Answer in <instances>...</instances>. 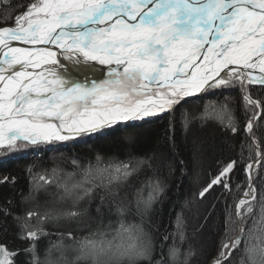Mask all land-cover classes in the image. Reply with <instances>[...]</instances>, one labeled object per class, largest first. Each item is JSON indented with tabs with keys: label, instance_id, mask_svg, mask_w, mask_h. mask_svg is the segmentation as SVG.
<instances>
[{
	"label": "snow or ice",
	"instance_id": "obj_1",
	"mask_svg": "<svg viewBox=\"0 0 264 264\" xmlns=\"http://www.w3.org/2000/svg\"><path fill=\"white\" fill-rule=\"evenodd\" d=\"M2 23L0 151L67 142L119 124L136 126L209 92L225 102L185 112L184 126L216 121L235 134L227 99L238 88L252 110L244 128L251 138L247 186L227 212L225 238L210 264H264V193L253 182L264 162L253 136L264 101L248 91L264 88V0H31ZM154 160L97 153L87 163L73 159L72 171L53 167L33 174L30 168L22 200L32 206L19 214L3 210L13 217L22 245L0 244V264H16L21 253L27 264H190L194 252L184 250L180 214L174 229L158 238L144 227L163 191ZM236 165L224 164L200 198L217 185L231 191ZM52 185L70 206L41 205L40 194ZM82 201L95 202V226L86 234L61 230V221L84 215Z\"/></svg>",
	"mask_w": 264,
	"mask_h": 264
},
{
	"label": "trees",
	"instance_id": "obj_2",
	"mask_svg": "<svg viewBox=\"0 0 264 264\" xmlns=\"http://www.w3.org/2000/svg\"><path fill=\"white\" fill-rule=\"evenodd\" d=\"M30 2L31 0H10L7 5L0 3V25H3L4 17L14 15ZM21 4L23 6H19ZM248 91L253 98L264 101V88L250 86ZM229 92L227 103L239 129L235 134L216 121L195 120L187 127L184 126L182 117L185 112L196 114L203 110L204 105L225 102L223 96L209 92L177 107L172 114L166 113L157 122L141 127L123 128L118 125L84 140L55 143L59 146L58 149L52 144L22 147L10 152L0 151V244L7 245L9 249L22 245L17 237L13 217L4 215L3 210L9 209L13 214H19L24 208L32 206L33 202L25 204L22 200L29 190L30 168L33 174L50 171L53 167L72 171L73 159L87 163L94 160L97 153L120 159H126L129 154L154 156L155 175L159 178L163 191L145 216L144 227L158 238L174 229L175 218L180 214L186 236L184 250L191 248L194 252L190 264H208L217 255L220 243L225 238L224 221L227 212L234 208L236 200L243 197L246 190L244 164L250 162L247 157L251 138L246 135L244 128L247 119L252 116V110L245 108L238 88ZM253 136L264 150V114L255 121ZM251 155L254 160V149ZM231 160L237 161L236 168L231 173V191H225L222 186L217 185L200 198L199 192ZM253 182L264 193V162ZM59 196L60 190L52 185L47 193L40 194L39 202L42 206L45 203L48 206H70V202L62 204ZM80 209L84 215L77 220L61 221V230L86 234L90 227L95 226V220L91 218L95 215V202L89 205L82 201ZM45 227L53 232L56 230L52 225ZM232 227L234 229L235 225ZM231 234L234 235L235 232ZM16 264H27V256L21 253L16 258Z\"/></svg>",
	"mask_w": 264,
	"mask_h": 264
},
{
	"label": "rangeland",
	"instance_id": "obj_3",
	"mask_svg": "<svg viewBox=\"0 0 264 264\" xmlns=\"http://www.w3.org/2000/svg\"><path fill=\"white\" fill-rule=\"evenodd\" d=\"M27 7V5L25 6V7H21L15 14H18L19 12H23L24 10H25V8ZM14 14V15H15ZM14 15H12V16H14ZM0 26H4V25H0ZM253 86H258V85H253ZM203 96V95H202ZM201 96V97H202ZM195 99H197V97H191L190 99H189V101H191V100H195ZM179 107V106H178ZM165 115V114H164ZM163 116V115H162ZM162 116H155V117H152V118H149V119H147V120H144V121H138L137 123H136V126H130V125H125V124H119V126L121 125L123 128H132V127H141V126H144V125H147V124H151V123H154V122H157L159 119H161L162 118ZM118 126V125H117ZM116 126V127H117ZM105 130H108V129H105ZM102 132V131H101ZM97 133H99L100 134V132H96V133H94V134H92V135H82V136H80V137H78L77 139H81V140H84V139H87V137H89V136H94L95 134H97ZM76 140V139H75ZM71 141V140H70ZM62 143H64V142H62ZM62 143H56V144H62ZM56 144H55V146H53L55 149H58L59 148V146L57 145L56 146ZM52 147V148H53ZM211 261V260H210ZM210 261L208 262V264H210Z\"/></svg>",
	"mask_w": 264,
	"mask_h": 264
},
{
	"label": "bare ground",
	"instance_id": "obj_4",
	"mask_svg": "<svg viewBox=\"0 0 264 264\" xmlns=\"http://www.w3.org/2000/svg\"><path fill=\"white\" fill-rule=\"evenodd\" d=\"M96 76H97V78H102V77L104 76V73H97ZM80 79H82V78H80ZM202 95H203V94H202ZM199 98H200V97H199ZM239 198H242V197H239ZM239 198H238V199H239ZM238 199H237V200H238Z\"/></svg>",
	"mask_w": 264,
	"mask_h": 264
},
{
	"label": "water",
	"instance_id": "obj_5",
	"mask_svg": "<svg viewBox=\"0 0 264 264\" xmlns=\"http://www.w3.org/2000/svg\"><path fill=\"white\" fill-rule=\"evenodd\" d=\"M199 97H201V96H198L197 98H199ZM190 99V98H189Z\"/></svg>",
	"mask_w": 264,
	"mask_h": 264
}]
</instances>
